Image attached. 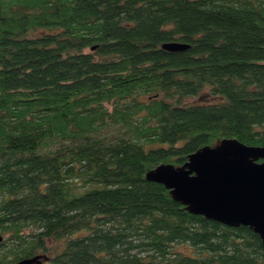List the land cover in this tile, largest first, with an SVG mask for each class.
<instances>
[{
	"label": "trees",
	"instance_id": "obj_1",
	"mask_svg": "<svg viewBox=\"0 0 264 264\" xmlns=\"http://www.w3.org/2000/svg\"><path fill=\"white\" fill-rule=\"evenodd\" d=\"M226 139L264 147V0H0V264H264L147 179Z\"/></svg>",
	"mask_w": 264,
	"mask_h": 264
},
{
	"label": "water",
	"instance_id": "obj_2",
	"mask_svg": "<svg viewBox=\"0 0 264 264\" xmlns=\"http://www.w3.org/2000/svg\"><path fill=\"white\" fill-rule=\"evenodd\" d=\"M177 52L188 48L168 44ZM264 147L247 146L226 139L216 147H204L188 162L176 167L158 166L147 179L164 185L176 202L194 214L229 227H249L264 242ZM4 237L0 235V244ZM48 258L38 255L17 264H44Z\"/></svg>",
	"mask_w": 264,
	"mask_h": 264
},
{
	"label": "rangeland",
	"instance_id": "obj_3",
	"mask_svg": "<svg viewBox=\"0 0 264 264\" xmlns=\"http://www.w3.org/2000/svg\"><path fill=\"white\" fill-rule=\"evenodd\" d=\"M208 100V97H201V98H195V99H190L187 101L188 104H204ZM76 237V236H75ZM49 248H52V255L55 254L54 251H56V247L60 246L58 243H50L48 244ZM188 253H191L192 251L189 249L185 250ZM46 257V255H45ZM44 264H49V259L45 260Z\"/></svg>",
	"mask_w": 264,
	"mask_h": 264
}]
</instances>
